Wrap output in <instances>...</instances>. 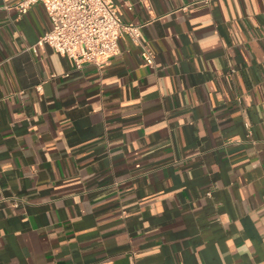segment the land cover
<instances>
[{
  "label": "crops",
  "instance_id": "0c3cea01",
  "mask_svg": "<svg viewBox=\"0 0 264 264\" xmlns=\"http://www.w3.org/2000/svg\"><path fill=\"white\" fill-rule=\"evenodd\" d=\"M0 0V264H264V0H114L102 66ZM142 45L155 52L145 66Z\"/></svg>",
  "mask_w": 264,
  "mask_h": 264
},
{
  "label": "built area",
  "instance_id": "2783aa9c",
  "mask_svg": "<svg viewBox=\"0 0 264 264\" xmlns=\"http://www.w3.org/2000/svg\"><path fill=\"white\" fill-rule=\"evenodd\" d=\"M41 3L52 26L38 41L55 52L69 57L77 68L85 63L102 66L119 53V41L129 37L140 41V26L123 21L122 12L114 0H20L16 5L22 13ZM145 66H153L155 52L142 45Z\"/></svg>",
  "mask_w": 264,
  "mask_h": 264
}]
</instances>
